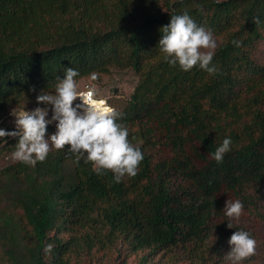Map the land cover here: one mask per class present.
I'll use <instances>...</instances> for the list:
<instances>
[{"label": "trees", "instance_id": "16d2710c", "mask_svg": "<svg viewBox=\"0 0 264 264\" xmlns=\"http://www.w3.org/2000/svg\"><path fill=\"white\" fill-rule=\"evenodd\" d=\"M184 12L213 33L215 75L163 60L160 29ZM263 36L264 0H0V129L15 130L10 109L45 106L36 96L54 94L67 68L76 81L95 72L98 82L129 69L137 76L129 96L107 101L144 157L120 183L75 162L67 146L35 166L9 159L0 168V264H75L116 242L143 252L137 264L173 250L195 253L197 264H231L227 242L240 230L258 256L251 222L264 226ZM227 137L231 150L217 163L211 154ZM4 140L0 159L18 142ZM227 200L242 202L239 220L225 215Z\"/></svg>", "mask_w": 264, "mask_h": 264}, {"label": "clouds", "instance_id": "9594fccd", "mask_svg": "<svg viewBox=\"0 0 264 264\" xmlns=\"http://www.w3.org/2000/svg\"><path fill=\"white\" fill-rule=\"evenodd\" d=\"M253 22L257 26L261 23L258 17ZM160 31L163 35L158 46L169 66L178 65L185 72L196 66L210 75L218 72L217 67L211 64L217 48L213 33L198 26L187 12L171 16L170 22ZM241 43L233 41L236 47ZM78 75L77 70L67 68L62 79L57 77L54 94L41 92L36 96L38 104L51 106L50 119L47 118V107L26 109L31 111L10 109L12 111L10 114L8 112V116L15 123V130L0 129V139L6 143L5 137L18 138L12 159L30 166L44 162L53 149L63 150L67 146L75 162L83 159L85 163H91L97 175L102 176L110 171L116 183L125 177H135L144 157L141 150L129 142L127 127L117 122L122 113L110 106L107 98L95 97L94 89L78 91L74 79ZM97 78V73L90 74L92 81ZM77 99L80 103L74 105ZM53 122H56V131L46 138L47 126ZM231 143L230 137L225 138L211 154L217 163L223 162L225 154L231 150ZM243 207L240 200H227L225 215L239 220ZM227 226L232 228L230 223ZM227 243L230 250L226 253V259L231 264H243L256 254V240L247 231H234ZM51 247L48 245L45 251L50 252Z\"/></svg>", "mask_w": 264, "mask_h": 264}, {"label": "rangeland", "instance_id": "374dc122", "mask_svg": "<svg viewBox=\"0 0 264 264\" xmlns=\"http://www.w3.org/2000/svg\"><path fill=\"white\" fill-rule=\"evenodd\" d=\"M258 51L262 59H264V36L258 45ZM137 76L133 71L127 69L120 72H113L109 75L102 76L98 81H92L90 77L77 80V90L80 91L84 89L83 87L87 85L90 89L95 90V97L101 98H113L115 96H129L135 83ZM117 89V95L113 92ZM77 104L74 102V105ZM46 107V106H43ZM51 107V106H50ZM20 109V108H19ZM26 110V109H25ZM51 108L48 109V116L51 118ZM12 124L13 123L11 119ZM12 159V154L10 156H4V159H0V168ZM252 214V213H251ZM252 216V215H251ZM254 219L251 223L256 227V234L258 240V246L261 248L260 256L264 258V226L262 222L256 221ZM250 223V224H251ZM143 252L139 253H129L125 246L121 243L116 242L112 246H106L103 248H93L87 256L76 257L73 262L75 264H137L138 257ZM258 256H253L250 258L249 264H264L262 259ZM147 262L143 264H148L152 262L153 264H197L195 253H182L179 250L167 251L166 253L150 256Z\"/></svg>", "mask_w": 264, "mask_h": 264}, {"label": "built area", "instance_id": "2783aa9c", "mask_svg": "<svg viewBox=\"0 0 264 264\" xmlns=\"http://www.w3.org/2000/svg\"><path fill=\"white\" fill-rule=\"evenodd\" d=\"M83 88H84V89L80 90V92H87V91L90 89L87 85H85ZM104 101H106V100H104ZM75 102H76L77 104L80 103L79 99H77ZM107 104H108V103H107ZM46 107H47L48 109L51 108L50 105H48V106H46ZM11 111H12V110H11ZM11 111H9V114H10ZM26 111H31V110H26ZM47 118L50 119L49 116H48Z\"/></svg>", "mask_w": 264, "mask_h": 264}]
</instances>
